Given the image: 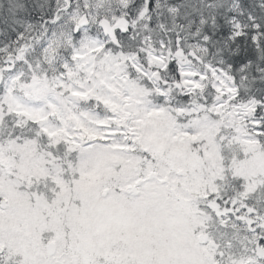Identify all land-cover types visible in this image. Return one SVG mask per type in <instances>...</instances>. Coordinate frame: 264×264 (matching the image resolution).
I'll return each mask as SVG.
<instances>
[{
  "label": "snow or ice",
  "instance_id": "6c2138e0",
  "mask_svg": "<svg viewBox=\"0 0 264 264\" xmlns=\"http://www.w3.org/2000/svg\"><path fill=\"white\" fill-rule=\"evenodd\" d=\"M0 264H264V0H0Z\"/></svg>",
  "mask_w": 264,
  "mask_h": 264
}]
</instances>
